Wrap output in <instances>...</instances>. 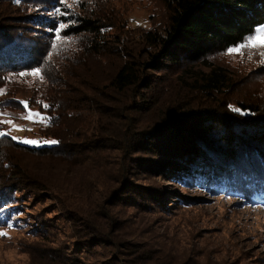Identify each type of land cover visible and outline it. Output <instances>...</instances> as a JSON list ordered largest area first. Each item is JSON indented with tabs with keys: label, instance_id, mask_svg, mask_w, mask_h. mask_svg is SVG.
<instances>
[{
	"label": "trees",
	"instance_id": "1",
	"mask_svg": "<svg viewBox=\"0 0 264 264\" xmlns=\"http://www.w3.org/2000/svg\"><path fill=\"white\" fill-rule=\"evenodd\" d=\"M153 1L164 10L160 25L133 31L113 0H85L79 11L65 0H0V84L37 69L43 77L23 76V101L14 84L0 107H36L48 118L42 137L55 141L0 135V219L50 196L58 213L34 215L35 232L59 238L37 252L43 264H202L169 257L109 212L60 201L63 186L45 177L54 162L50 172L67 176L88 162L104 185L118 170L124 191L159 175L189 186L199 178L214 193H264V86L248 85L262 76L227 54L264 26V0ZM153 194L164 206L165 193L118 197L140 208Z\"/></svg>",
	"mask_w": 264,
	"mask_h": 264
},
{
	"label": "rangeland",
	"instance_id": "2",
	"mask_svg": "<svg viewBox=\"0 0 264 264\" xmlns=\"http://www.w3.org/2000/svg\"><path fill=\"white\" fill-rule=\"evenodd\" d=\"M84 1L65 0L67 4L64 8L73 7L79 11ZM113 3L118 10L115 13L121 14L130 30H149L159 26L162 21L161 13L164 10L159 2L113 0ZM107 12L103 15H107ZM118 28H108L104 36L111 37L114 32H119ZM262 28L264 26L238 48L246 45L250 39H255ZM228 59L231 65L245 73L259 69L262 78L248 85L264 86V48L243 47L242 54L229 55ZM30 73L8 75L12 83L0 84V100L16 84L20 88H14L13 93L23 101V76L33 78ZM29 112L40 113L36 107L27 110L0 107V132L22 143L25 140L39 142L25 143L32 146L52 145V140L45 139L40 133L46 121L28 119ZM36 160L31 158L33 162ZM55 163H51L49 170L43 165L41 167L48 171L45 177L49 175L53 178L54 174L57 179L55 184L63 186V190L56 193L60 201L80 207L83 211L109 212L113 220L119 221L143 241L155 242L169 257L175 256L177 260L191 258L192 262L202 264H264V193L254 194L249 190L251 194H242L223 189L214 193L207 191L199 178H195L197 182L194 186H189L159 175L143 176L133 179V184L129 183L126 191L130 193L132 189H138L165 193L166 203L164 206L157 203L153 194L145 202L140 199L141 207L138 208L137 204H128L119 199V194L126 191L121 190L122 184L118 189L115 188L120 177L118 170L111 172L113 181L105 182L104 185L101 179L97 181V174L92 172L93 168L88 162L70 167L69 176L50 172ZM138 186L152 188L144 190ZM111 199L117 206L127 204L126 208H109L106 203ZM30 203L25 208L12 211L9 218L0 219V233H7L6 236L0 235V264H43L37 252L43 247H53L59 243V238L48 240L34 229V215H52L58 213V207L54 206L48 195L42 204H38V208L35 207L36 203Z\"/></svg>",
	"mask_w": 264,
	"mask_h": 264
},
{
	"label": "snow or ice",
	"instance_id": "3",
	"mask_svg": "<svg viewBox=\"0 0 264 264\" xmlns=\"http://www.w3.org/2000/svg\"><path fill=\"white\" fill-rule=\"evenodd\" d=\"M60 27L63 28L64 25H60ZM57 39H59V34H57ZM243 47L264 48V28L259 30V34L257 35V37L255 39H250L248 41V43L246 45H244ZM243 47L229 49L227 54H229V55H235L238 53L242 54ZM21 75H25V74L22 73ZM30 75L39 76L41 79H43L39 69L30 73ZM25 107H27V102H25ZM44 107H48V106L45 105ZM234 110L239 111L238 109H234ZM27 118L30 120H34L35 122H45L48 119L47 117L41 116L40 113H32V112H29V115ZM20 130H22V129H20ZM0 135H4V133H0ZM23 142L24 143H33V144L39 143L38 141H28V140H25ZM51 143H55V141H52ZM0 235L6 236L7 233H0Z\"/></svg>",
	"mask_w": 264,
	"mask_h": 264
}]
</instances>
